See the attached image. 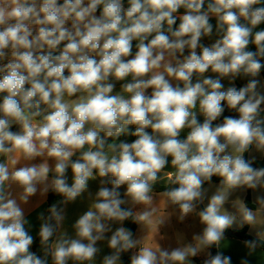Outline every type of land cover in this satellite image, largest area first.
<instances>
[{"label":"clouds","instance_id":"9594fccd","mask_svg":"<svg viewBox=\"0 0 264 264\" xmlns=\"http://www.w3.org/2000/svg\"><path fill=\"white\" fill-rule=\"evenodd\" d=\"M261 25L264 0H0V264H95L105 241L101 264H123L133 249L130 264H193L200 255L202 264H232L210 249L237 221L224 207L233 194L264 191V167L245 156L264 154ZM226 109L237 115L217 122ZM161 179L174 185L163 203L204 226L188 243L178 234L175 248L123 226L131 219L155 232L164 223L153 206ZM49 192L63 199L38 215L37 252L22 205ZM85 193L87 210L69 234L65 206ZM255 203L235 201L241 227L264 216V195ZM244 244L251 255L264 236Z\"/></svg>","mask_w":264,"mask_h":264},{"label":"crops","instance_id":"0c3cea01","mask_svg":"<svg viewBox=\"0 0 264 264\" xmlns=\"http://www.w3.org/2000/svg\"><path fill=\"white\" fill-rule=\"evenodd\" d=\"M125 5H127V0L124 1ZM180 13H183V9L180 10ZM213 24H215V19L213 18L211 21ZM179 23V21H177ZM260 28H264V25L259 26ZM215 36H213L211 39L209 38H203L201 43L204 44V46H210L211 43L214 42ZM137 42H133V48L134 45ZM250 50H255L254 45H250ZM187 54V52L185 53ZM206 75H215L211 72L206 73ZM261 79L264 80V76L261 74ZM246 80L238 79L235 82V85L240 84L243 85ZM222 83L225 84V87H228V81L224 80ZM120 88V82H117L116 84V91H119ZM149 92L151 90H148ZM264 107V105H262ZM199 116V113H198ZM186 133H181V138H184ZM252 156H255L256 160H262L264 158V154H261L257 152L255 149H252L249 154L248 158L251 159ZM171 158H169V165L166 167L165 171L172 170L171 164H170ZM50 163H52L50 161ZM69 175V183L71 182V171L68 173ZM163 173H161V176L163 177ZM157 184L165 185L168 184L166 179H161ZM156 184V185H157ZM218 183L212 182L211 185L206 184L205 187L209 189L208 195L210 196L212 192L215 191V188ZM99 187V179L95 181L90 182V190L95 193V191ZM16 191H19L16 189ZM251 193V200L256 207L255 201L256 197L258 195H264V191H253L250 190ZM161 193L154 194V202L153 206L157 208V216L162 218L164 220L163 224H159L156 226L155 232H153V229L151 226L137 223V230L135 232L134 238L139 239L142 241H147L148 243H156L158 245L166 243V242H174L177 243V235L181 234L180 232L183 230V228L187 224V217L185 220L180 221L178 219V210L174 206L167 205L163 203V197L160 195ZM247 195V191L245 190H238L236 193L233 194V196L230 198L229 202L225 204V210L233 213L237 217L236 223L232 226V228H229V231H241L243 229H247L248 234L255 238L259 239L261 236H264V216L259 217L258 223L254 225H248L244 224L242 227L240 226V215L237 211V206H235V201L237 199L241 200L242 202H245V198ZM47 201H48V194L46 198H42L39 196V194L33 196L30 198V201L27 205H22L25 209V217L30 221L31 227L29 228L30 234L34 236V240L38 237L39 232V226L41 221L38 219L39 213L43 212L46 214L47 211ZM89 202V198L87 193L84 194L83 197L78 198L77 201L71 202L65 206V215L66 219L64 222V228L69 232V234H72V225L75 223V220L78 218L79 215H81L84 211L87 210V204ZM207 200H205L204 204L202 206H206ZM140 206H137V209H139ZM134 209V210H137ZM255 210V209H253ZM194 216H196L195 213H193ZM189 220V218H188ZM118 226V225H116ZM114 226V227H116ZM245 240H241L235 237H232L228 233L225 234L224 239L221 241L220 247L218 251H222L225 255L231 256L232 258V264H240L242 259H247L249 261V264H261L260 260V252L264 250L263 248L258 247L257 250L252 253L251 255L248 254V249L245 247L244 244ZM99 246L101 247L102 251L101 253L96 257L95 264H101L102 258L104 255L108 254L111 250L107 247V243L100 242ZM33 250V249H32ZM136 251V249H133L132 252ZM49 264L51 262L49 261Z\"/></svg>","mask_w":264,"mask_h":264},{"label":"trees","instance_id":"16d2710c","mask_svg":"<svg viewBox=\"0 0 264 264\" xmlns=\"http://www.w3.org/2000/svg\"><path fill=\"white\" fill-rule=\"evenodd\" d=\"M124 1H125V0H124ZM135 50H136V49H135V45H134L133 53L135 52ZM261 74L264 76V71H262ZM245 83H246V81H245ZM236 86H237V87H240V86H243V85L237 84ZM228 115H233V116H235V115H237V114H236L234 111H229V110L226 109V111L223 113V115H222V117L220 118V120L217 121V122H222L223 116H228ZM198 117H199V119H200L201 122H202L203 117H202V116H198ZM217 122H214V123H217ZM13 130H15V128H14ZM133 130H134V129H133ZM149 131H150V130H149ZM119 139H120V140H126V141H128V142H131V141L134 139V137H131V136H121ZM248 154H249V153H246V154H245L246 158H248ZM253 166H254V167H264V158H263L262 160H256V161L254 162V165H253ZM69 172H70V170H69ZM218 180H219L218 177H213V178H212V182H214V183H218ZM205 185H206V184H205ZM168 186H173V187H174V185H169V184H165V185L157 184V185H155L154 194H156V193H162V192L165 190V188L168 187ZM125 188H126V186H122L121 191L123 192V190H124ZM246 191H247V195H246V198H245V203H246L248 206H250V207H252L253 209H255V206H254V204H253V202H252V200H251L250 189H249V190H246ZM61 199H63V197L58 196V195L55 194V193L49 192V193H48V201H47V210H48V208H49L54 202H56V201H58V200H61ZM202 208H203V206H202V205H199L197 209H198V210H202ZM45 215H47V211H46V214H45ZM123 226L126 227V228L131 229L132 232H133V234L135 235V232H136V230H137V222H134V221H132L131 219H129V220H126V221L123 222ZM228 231H229V230L227 229V230L225 231V234H227ZM232 232H233V235H231L232 237H235V238H238V239H241V240L255 239V238L251 237V236L248 234V231H247L246 228L243 229V230H241V231H232ZM260 248H263V249H264V244H261V245H260ZM32 249H33V251H37V252H39V236L34 240V244H33V246H32ZM132 251H133V250H130L129 253L122 254V262H123V264H130V255H131V252H132ZM210 251H211L212 254L214 255V254L218 251V249L214 246L212 249H210ZM41 255H42V253H41ZM192 260H194V262H195L196 264H202V260H203V259H201L200 257L197 256V257H195V258H192Z\"/></svg>","mask_w":264,"mask_h":264},{"label":"rangeland","instance_id":"374dc122","mask_svg":"<svg viewBox=\"0 0 264 264\" xmlns=\"http://www.w3.org/2000/svg\"><path fill=\"white\" fill-rule=\"evenodd\" d=\"M125 190H126V188L123 191H125ZM197 211H199V210L197 209ZM188 218H189V220H188ZM203 227L204 226L199 222V218L197 215L194 216L193 214H190L189 216H187V224L183 228V230L180 232L184 237L183 243L191 242L192 236L194 234L200 233L202 231ZM160 246L164 247V248H175L179 245H178V243H174V242H166V243L160 244ZM198 257H200L201 259H204L203 255H200ZM193 264H196L194 262V260H193Z\"/></svg>","mask_w":264,"mask_h":264},{"label":"water","instance_id":"95a60500","mask_svg":"<svg viewBox=\"0 0 264 264\" xmlns=\"http://www.w3.org/2000/svg\"><path fill=\"white\" fill-rule=\"evenodd\" d=\"M228 234H229V235H233V232H232V231H228Z\"/></svg>","mask_w":264,"mask_h":264}]
</instances>
